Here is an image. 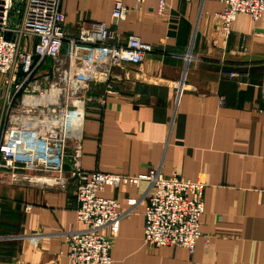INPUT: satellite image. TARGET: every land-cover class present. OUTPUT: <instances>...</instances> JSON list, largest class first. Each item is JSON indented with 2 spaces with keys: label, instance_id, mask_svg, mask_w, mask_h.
I'll list each match as a JSON object with an SVG mask.
<instances>
[{
  "label": "crops",
  "instance_id": "0c3cea01",
  "mask_svg": "<svg viewBox=\"0 0 264 264\" xmlns=\"http://www.w3.org/2000/svg\"><path fill=\"white\" fill-rule=\"evenodd\" d=\"M114 1L61 3L71 31L82 22L103 20L120 41L133 35L151 46L139 64L101 66L106 80L98 73L88 85L81 167L130 176L157 168L205 187L201 235L189 253L178 246L145 245L146 180L104 186L100 195L115 199L121 211L112 264H264V16L252 21L238 13L225 36L215 16L223 8L219 0H165L163 16L157 0H122L125 18L117 24L111 17ZM20 44L32 49L30 38ZM67 48L64 43L62 52ZM90 56L88 49H77L70 75ZM51 67L50 59H43L37 75L50 76ZM13 90L0 74V109L5 108L0 122L4 112L19 107L18 96L9 106ZM66 148L69 154L70 141ZM70 167L67 157L66 174ZM76 206L70 177L65 189L13 184L1 169L0 264H68L63 235L84 227Z\"/></svg>",
  "mask_w": 264,
  "mask_h": 264
},
{
  "label": "built area",
  "instance_id": "2783aa9c",
  "mask_svg": "<svg viewBox=\"0 0 264 264\" xmlns=\"http://www.w3.org/2000/svg\"><path fill=\"white\" fill-rule=\"evenodd\" d=\"M142 0H136L140 3ZM215 14L227 36L238 13L252 21L264 16V0H219ZM158 14L165 15L167 3L157 0ZM62 0H0V74L12 85L9 106L19 97L16 112L7 113V125L0 131V170H7L14 183L32 182L65 189L68 177L75 180L76 217L83 224L77 231L64 233L68 245V264H112V238L121 219L119 203L100 195L106 185L146 180L143 241L150 247L178 246L193 253L200 237V217L204 212V183L178 173L165 176L157 168L136 175L81 167L87 98L85 91L99 68L122 63L139 64L151 51L148 43L129 35L120 41L115 29L103 20L82 22L76 31L65 25ZM122 0L113 2L112 20L125 18ZM30 38L32 49L21 47L20 39ZM64 43L68 48L62 52ZM79 48L91 56L84 59L74 75L69 63ZM52 63L50 76L37 75L43 59ZM98 75V79L106 77ZM11 95V94H10ZM264 106V86L261 87ZM105 96L99 103L104 105ZM264 113V109L261 110ZM72 143L67 153V142ZM69 155V156H68ZM71 167L65 173V160ZM27 171H35L28 175ZM28 208V207H26ZM110 233L104 234L103 229Z\"/></svg>",
  "mask_w": 264,
  "mask_h": 264
},
{
  "label": "rangeland",
  "instance_id": "374dc122",
  "mask_svg": "<svg viewBox=\"0 0 264 264\" xmlns=\"http://www.w3.org/2000/svg\"><path fill=\"white\" fill-rule=\"evenodd\" d=\"M1 109H2V108H1ZM1 109H0V115H1V113H2V110L4 111L5 108H3L2 110H1ZM5 113H6V112H4L3 115H2V117H1L0 130L3 128L4 125H5V126L7 125L8 115H5ZM8 114H9V113H8ZM5 117H6V121L2 120V119H5ZM0 159H3V158L0 156ZM9 180H10L11 183L14 184V182L11 181L10 176H9Z\"/></svg>",
  "mask_w": 264,
  "mask_h": 264
}]
</instances>
